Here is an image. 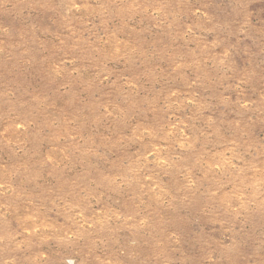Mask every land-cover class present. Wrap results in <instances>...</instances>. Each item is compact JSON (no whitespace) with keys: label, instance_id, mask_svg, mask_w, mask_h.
<instances>
[{"label":"rangeland","instance_id":"obj_1","mask_svg":"<svg viewBox=\"0 0 264 264\" xmlns=\"http://www.w3.org/2000/svg\"><path fill=\"white\" fill-rule=\"evenodd\" d=\"M0 264H264V0H0Z\"/></svg>","mask_w":264,"mask_h":264}]
</instances>
